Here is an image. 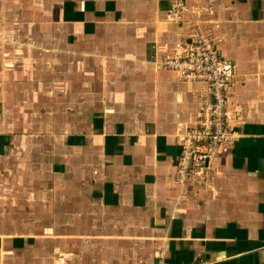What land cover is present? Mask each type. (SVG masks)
<instances>
[{
    "label": "crops",
    "instance_id": "crops-1",
    "mask_svg": "<svg viewBox=\"0 0 264 264\" xmlns=\"http://www.w3.org/2000/svg\"><path fill=\"white\" fill-rule=\"evenodd\" d=\"M0 0V264H264V0ZM236 63L233 141L178 182L205 82Z\"/></svg>",
    "mask_w": 264,
    "mask_h": 264
},
{
    "label": "built area",
    "instance_id": "built-area-1",
    "mask_svg": "<svg viewBox=\"0 0 264 264\" xmlns=\"http://www.w3.org/2000/svg\"><path fill=\"white\" fill-rule=\"evenodd\" d=\"M167 1L175 3L168 17L181 19L186 0ZM163 67L174 72L181 80L205 82L208 85L198 125L191 129H178L175 134L181 147L178 182L182 186H191L194 173L208 171L222 146L233 141L230 126L234 116L227 90L237 66L221 54L212 40L197 35L194 44H183L163 62Z\"/></svg>",
    "mask_w": 264,
    "mask_h": 264
}]
</instances>
